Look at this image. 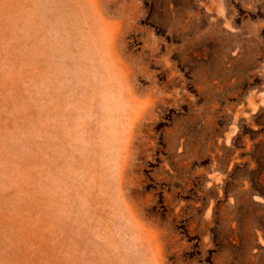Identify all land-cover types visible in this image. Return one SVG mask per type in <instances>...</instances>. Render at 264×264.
Masks as SVG:
<instances>
[{"label": "rangeland", "instance_id": "374dc122", "mask_svg": "<svg viewBox=\"0 0 264 264\" xmlns=\"http://www.w3.org/2000/svg\"><path fill=\"white\" fill-rule=\"evenodd\" d=\"M0 264H264V0H0Z\"/></svg>", "mask_w": 264, "mask_h": 264}]
</instances>
